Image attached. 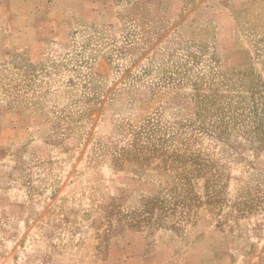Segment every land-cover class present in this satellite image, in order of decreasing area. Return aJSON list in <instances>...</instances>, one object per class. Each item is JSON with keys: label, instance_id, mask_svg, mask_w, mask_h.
<instances>
[{"label": "rangeland", "instance_id": "rangeland-1", "mask_svg": "<svg viewBox=\"0 0 264 264\" xmlns=\"http://www.w3.org/2000/svg\"><path fill=\"white\" fill-rule=\"evenodd\" d=\"M121 17L118 29L95 32L90 16H74L81 31L59 39L45 61L17 51L0 63V115L42 109L52 125L44 144L32 139L23 146L22 178L46 162L84 193L108 182L124 184L103 204L87 196L79 209L52 206L51 214L65 222L48 246L81 250H19L28 240L23 229L15 250H0V260L8 253L4 264H28L32 256L39 264L104 260L107 250H90L84 239L93 229L101 249L106 235L126 229H181L201 206L202 178L209 185L205 200L222 202L229 153L251 158L264 151L263 46L248 48L246 63L234 67L215 46L140 31ZM149 19L165 27L164 20ZM88 219L90 226L83 222Z\"/></svg>", "mask_w": 264, "mask_h": 264}, {"label": "crops", "instance_id": "crops-1", "mask_svg": "<svg viewBox=\"0 0 264 264\" xmlns=\"http://www.w3.org/2000/svg\"><path fill=\"white\" fill-rule=\"evenodd\" d=\"M59 14L64 22L57 18ZM82 14L91 17L95 32L118 29V16H123L140 31L197 39L215 46L223 62L234 67L246 63L248 48L264 47V0H0V63L17 51L25 52L30 61H45L59 39L72 30L81 31L76 24L80 21L72 19ZM98 16L105 22H97ZM152 16L164 20L165 27L147 23ZM51 131V120L42 109L0 115V250H15L23 229L28 240L19 250H81L76 244L48 246L65 222L63 216L51 214L52 206L63 203L79 209L87 196L88 201L103 204L124 185L108 182L93 193H84L78 182H62V176L50 172L46 162L22 178L17 167L24 157L23 146L32 139L44 144ZM229 154L233 156L224 160L222 202L212 205L205 200L209 185L202 178L197 188L201 206L181 229H126L106 235L104 249L93 229L84 239L94 248L90 250H107L106 255L104 260L83 264H264V151L252 153L251 158L234 151ZM53 177L58 181L50 182ZM40 201V210L30 217ZM83 222L89 225L90 219ZM34 258L29 257L28 264H39Z\"/></svg>", "mask_w": 264, "mask_h": 264}]
</instances>
